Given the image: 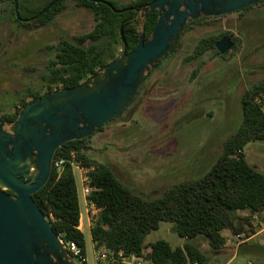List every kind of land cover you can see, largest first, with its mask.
<instances>
[{
	"label": "rangeland",
	"instance_id": "374dc122",
	"mask_svg": "<svg viewBox=\"0 0 264 264\" xmlns=\"http://www.w3.org/2000/svg\"><path fill=\"white\" fill-rule=\"evenodd\" d=\"M113 1L118 5L117 1L130 0ZM65 4L64 10L46 25L16 27L8 20L0 24V118L15 110L23 89H43L41 73L50 57L47 47L92 29L95 21L90 10L75 7L73 0ZM8 5L1 3L0 10ZM137 19L141 30V12ZM209 21L190 24L182 32L176 50L149 72L125 110L87 140L86 154L110 165L143 198L159 196L204 175L241 124L243 91L264 80V3ZM223 32L237 40L230 52L216 55L209 50L184 61L200 37ZM243 153L264 173V138L247 142ZM74 175L81 203L84 253L87 264H93L94 249L87 225H94L97 212L83 204L76 170ZM253 223L257 230L264 228V210ZM171 227V223L161 221L157 229L145 234L144 242L164 239L171 246L182 245L184 239ZM239 233L245 237L249 227L245 225ZM222 234L227 245L221 252H210L206 242L201 241L202 248L208 250V260L203 264H243L248 259L251 264H264V230L230 261L237 233L224 229Z\"/></svg>",
	"mask_w": 264,
	"mask_h": 264
},
{
	"label": "trees",
	"instance_id": "16d2710c",
	"mask_svg": "<svg viewBox=\"0 0 264 264\" xmlns=\"http://www.w3.org/2000/svg\"><path fill=\"white\" fill-rule=\"evenodd\" d=\"M51 1L53 0H17L19 17H33ZM65 1L58 0L30 23L15 17L12 0L1 1L0 4L9 2L10 5L1 8L0 24L8 20L16 27L46 25L64 10ZM107 1L115 9L124 11L116 13L96 0H73L75 7H84L92 12L95 21L92 29L69 39L62 38L56 45L47 47L50 57L41 73L43 89H23L17 97L18 105L15 110L3 115L4 119L14 120L20 108L28 102L49 91L74 87L113 60L122 49L120 26L127 50L130 51L136 46L138 12L132 8L141 10L151 0L117 1L118 5L113 0ZM263 3L264 0H261L246 8ZM142 14L144 16L145 13ZM216 17L218 16H201L186 23L175 46L153 68L176 50L182 32L190 24L194 21L209 23V19ZM156 19V10L144 19L142 30L145 39L148 38ZM226 34L229 33L200 37L192 52L184 57V61L198 58L209 50L219 55L214 43ZM232 40L234 46L226 53L237 45L235 36H232ZM195 70L192 72L195 73ZM148 75L149 73L145 78ZM246 89L240 100L239 128L227 139L222 154L201 177L175 185L159 196L143 198L133 192L110 165L96 162L86 154L89 148L87 140L125 110L132 102L136 90L127 106L91 135L67 141L54 150L50 174L42 187L31 195L32 199L48 219L53 231L63 241H74L84 251V235L78 228L80 205L76 178L69 163L63 166L59 174L53 167L56 158L68 157L70 151H75L78 158L83 159L84 165H93L88 173L89 186L92 188L88 199L99 208L97 220L90 228L93 249L122 248L126 253L144 255L154 264H203L208 260V250L216 253L226 248V238L222 235L224 229L239 233L246 225L249 227V234L245 237L256 232L257 225H253L248 217L238 216V210L259 214L264 209V173L250 164L243 153L247 142L264 138V80ZM161 221L172 224L171 230L184 239L182 245L171 246L164 239L144 242L145 234L157 229ZM201 241L206 242L208 250L202 248ZM237 252L241 254L239 248Z\"/></svg>",
	"mask_w": 264,
	"mask_h": 264
},
{
	"label": "water",
	"instance_id": "95a60500",
	"mask_svg": "<svg viewBox=\"0 0 264 264\" xmlns=\"http://www.w3.org/2000/svg\"><path fill=\"white\" fill-rule=\"evenodd\" d=\"M57 1L25 19L19 17L17 0H12L15 17L22 22L35 21ZM96 1L116 13L124 11L107 0ZM259 1L151 0L141 9L145 14L132 50H127L120 26L122 49L113 60L74 87L49 91L28 102L14 120L0 118V264H74L31 197L50 174L54 150L91 135L123 110L154 64L175 46L186 23L239 11ZM155 10L157 19L145 39L143 21ZM233 46L230 34L214 43L219 54Z\"/></svg>",
	"mask_w": 264,
	"mask_h": 264
},
{
	"label": "built area",
	"instance_id": "2783aa9c",
	"mask_svg": "<svg viewBox=\"0 0 264 264\" xmlns=\"http://www.w3.org/2000/svg\"><path fill=\"white\" fill-rule=\"evenodd\" d=\"M258 101V99H255ZM69 163L73 173L74 170L78 172V182L81 186V196L84 204L87 206V209H91L95 212L99 211V208L95 206L89 199V193L92 188L89 186V176L88 173L93 169V165L86 166L84 165L83 159L78 158L75 151H70L68 157H58L53 161V167L57 174L60 173L63 166ZM52 166V162H51ZM264 210V209H263ZM262 210V211H263ZM261 211V212H262ZM260 212V213H261ZM259 214L248 213L246 216L249 218V221L253 223L260 216ZM259 225L262 226V223L259 221ZM59 236V235H58ZM234 238L236 239V244L243 242L247 237H243L241 233L235 234ZM60 241L64 245L66 251L68 252L71 260L74 264H87V259L84 251L81 247L76 244L74 241H63L59 236ZM93 264H154L150 259L144 255H139L134 252L126 253L124 249H94L93 255ZM197 264V263H192Z\"/></svg>",
	"mask_w": 264,
	"mask_h": 264
},
{
	"label": "crops",
	"instance_id": "0c3cea01",
	"mask_svg": "<svg viewBox=\"0 0 264 264\" xmlns=\"http://www.w3.org/2000/svg\"><path fill=\"white\" fill-rule=\"evenodd\" d=\"M75 176V175H74ZM83 200V199H82ZM84 204V203H83ZM79 205H80V217H79V225H78V228L82 231V229H81V223H82V213H81V203H80V201H79ZM249 213V211L248 210H238L237 212H236V214L238 215V216H245V217H247L246 215ZM88 229L90 230V228H91V226H90V224L88 223ZM264 230V228H261L260 230H256V232L255 233H253V234H251L250 236H248L243 242H241V243H239V244H235L234 245V248H233V254H232V256L229 258V260L228 261H230L231 259H233L234 257H235V254H237V250H238V248H239V250H240V246H242V247H244V246H246V244H249L250 242H252L255 238H256V236H258L262 231ZM223 235V234H222ZM225 235V234H224ZM223 235V236H224ZM225 245H227V240H226V244ZM241 247V248H242ZM242 253V252H241ZM251 261H250V259H248L245 263H250ZM244 264V263H243Z\"/></svg>",
	"mask_w": 264,
	"mask_h": 264
},
{
	"label": "flooded vegetation",
	"instance_id": "af4514ba",
	"mask_svg": "<svg viewBox=\"0 0 264 264\" xmlns=\"http://www.w3.org/2000/svg\"><path fill=\"white\" fill-rule=\"evenodd\" d=\"M139 12L143 13V11H141V10H139ZM139 12H138V13H139ZM142 15H143V14H142ZM136 90H137V89H136Z\"/></svg>",
	"mask_w": 264,
	"mask_h": 264
}]
</instances>
